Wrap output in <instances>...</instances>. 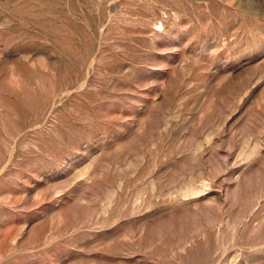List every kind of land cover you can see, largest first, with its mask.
Here are the masks:
<instances>
[{
    "label": "rangeland",
    "instance_id": "obj_1",
    "mask_svg": "<svg viewBox=\"0 0 264 264\" xmlns=\"http://www.w3.org/2000/svg\"><path fill=\"white\" fill-rule=\"evenodd\" d=\"M0 264H264V0H0Z\"/></svg>",
    "mask_w": 264,
    "mask_h": 264
}]
</instances>
